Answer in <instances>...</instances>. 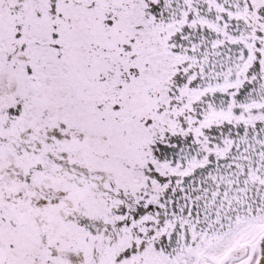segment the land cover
Listing matches in <instances>:
<instances>
[{
    "label": "snow or ice",
    "instance_id": "6c2138e0",
    "mask_svg": "<svg viewBox=\"0 0 264 264\" xmlns=\"http://www.w3.org/2000/svg\"><path fill=\"white\" fill-rule=\"evenodd\" d=\"M0 264H264V0H0Z\"/></svg>",
    "mask_w": 264,
    "mask_h": 264
}]
</instances>
